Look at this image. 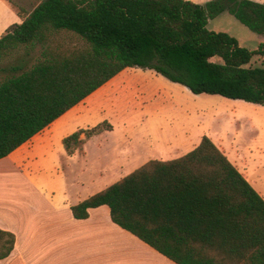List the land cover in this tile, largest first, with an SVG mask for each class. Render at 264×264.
Masks as SVG:
<instances>
[{
    "label": "trees",
    "instance_id": "1",
    "mask_svg": "<svg viewBox=\"0 0 264 264\" xmlns=\"http://www.w3.org/2000/svg\"><path fill=\"white\" fill-rule=\"evenodd\" d=\"M228 12L264 35L254 0H40L0 37V159L125 68L149 69L194 94L264 104L257 49L207 28ZM216 58V60H213ZM103 121L62 138L73 155ZM83 135V137H81ZM106 205L111 220L176 264H264V200L206 135L184 155L150 159L71 206L76 219ZM15 236L0 228V259Z\"/></svg>",
    "mask_w": 264,
    "mask_h": 264
},
{
    "label": "rangeland",
    "instance_id": "2",
    "mask_svg": "<svg viewBox=\"0 0 264 264\" xmlns=\"http://www.w3.org/2000/svg\"><path fill=\"white\" fill-rule=\"evenodd\" d=\"M38 1L10 0L17 15L23 11L26 14ZM254 1L264 3V0ZM9 7L7 0H0V30L9 24L5 33L11 25L20 22V16L12 8L10 14L7 12ZM207 28L228 33L250 51L264 41V35L252 32L228 12L208 19ZM11 58H4L0 66L8 64ZM244 67L264 68V57L253 55ZM103 121L111 130L107 131L108 136L87 141L85 159L78 152L72 157L56 152L62 148L61 141L56 143L58 148H53L52 156L59 166L56 169H60L63 181L75 185L76 194L84 189L80 182L96 177L100 166L109 168L115 178H121L131 167L149 159L170 160L184 155L206 135L250 185L264 195V104L215 94H194L152 70L130 67L80 102L59 131L69 135ZM117 152H123L125 160L115 172L111 163L117 159L114 156ZM127 152H134L132 161L126 159Z\"/></svg>",
    "mask_w": 264,
    "mask_h": 264
},
{
    "label": "crops",
    "instance_id": "3",
    "mask_svg": "<svg viewBox=\"0 0 264 264\" xmlns=\"http://www.w3.org/2000/svg\"><path fill=\"white\" fill-rule=\"evenodd\" d=\"M11 8L7 9L9 14ZM24 13L18 12L20 22ZM7 26L0 30V37ZM77 105L0 159V228L15 236L12 251L0 259V264H176L114 223L106 205L89 208L84 219L73 216L71 206L120 179L109 168L100 166L96 177L80 182L84 189L76 194L75 185L63 181L60 169H56L59 166L53 159V148H58L56 143L67 136L68 132L59 130ZM108 134L103 131L86 139L76 152L85 159L87 141ZM57 151L69 156L63 146ZM126 154V159L132 161L134 152ZM114 156L117 159L111 164L116 172L125 159L123 152ZM142 164L131 167L128 174Z\"/></svg>",
    "mask_w": 264,
    "mask_h": 264
}]
</instances>
